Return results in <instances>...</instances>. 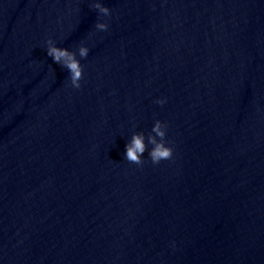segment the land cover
<instances>
[{
	"label": "water",
	"instance_id": "1",
	"mask_svg": "<svg viewBox=\"0 0 264 264\" xmlns=\"http://www.w3.org/2000/svg\"><path fill=\"white\" fill-rule=\"evenodd\" d=\"M92 2L0 0V264H264V0Z\"/></svg>",
	"mask_w": 264,
	"mask_h": 264
},
{
	"label": "clouds",
	"instance_id": "2",
	"mask_svg": "<svg viewBox=\"0 0 264 264\" xmlns=\"http://www.w3.org/2000/svg\"><path fill=\"white\" fill-rule=\"evenodd\" d=\"M91 7L98 13V21L95 24L97 31H107L108 24L102 22L103 17L110 16V9L99 0H93ZM45 51L50 56L53 62L60 64L69 70V83L73 88L80 87V81L82 78L83 69L80 61L76 58L77 54L81 58L88 56L89 48L83 44L78 48L77 53L70 52L68 49L59 48L56 46V42L52 39L45 41ZM157 104L163 105L164 99H157ZM167 124L160 120H155L152 125V132L154 135L148 137V144H151L150 149L145 144V136L143 133H134L131 140L125 144L124 158L137 165L142 163V156L144 152L148 151V157L153 164H158L162 160H169L173 155V148L168 142L165 141ZM171 246L175 247V242H172Z\"/></svg>",
	"mask_w": 264,
	"mask_h": 264
}]
</instances>
